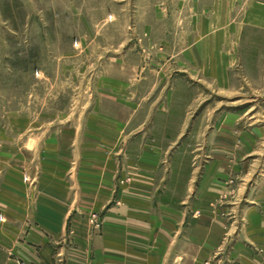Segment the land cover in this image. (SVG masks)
<instances>
[{
	"label": "rangeland",
	"instance_id": "obj_1",
	"mask_svg": "<svg viewBox=\"0 0 264 264\" xmlns=\"http://www.w3.org/2000/svg\"><path fill=\"white\" fill-rule=\"evenodd\" d=\"M255 2L223 1L240 38L193 39L217 0H0V165L23 186L18 200L38 198L42 169L63 163L57 148L71 134L81 161L96 143L115 154L117 182L137 179L122 167L157 146L156 194L219 228L209 264H241L235 246L264 262ZM90 223L96 234L100 221Z\"/></svg>",
	"mask_w": 264,
	"mask_h": 264
},
{
	"label": "crops",
	"instance_id": "obj_2",
	"mask_svg": "<svg viewBox=\"0 0 264 264\" xmlns=\"http://www.w3.org/2000/svg\"><path fill=\"white\" fill-rule=\"evenodd\" d=\"M223 1L208 6L214 19L202 15L203 33L193 39H209L208 32L231 39L232 29L240 38L242 26L230 22L232 9ZM255 3L264 11V2ZM257 19L255 26L264 28V17ZM69 136L74 142L61 141L57 148L63 163L42 169L35 201L18 200L23 186L11 173L2 178L0 165V264H209L219 228H211L208 214L180 210L156 194L161 148L146 146L140 163L121 170L138 172L137 179L117 182L114 153L96 143L88 152L93 157L81 161L76 155L82 146L73 147L78 136ZM99 157L100 163L93 160ZM93 217L101 223L96 234L88 225ZM236 247L241 264H264Z\"/></svg>",
	"mask_w": 264,
	"mask_h": 264
},
{
	"label": "built area",
	"instance_id": "obj_3",
	"mask_svg": "<svg viewBox=\"0 0 264 264\" xmlns=\"http://www.w3.org/2000/svg\"><path fill=\"white\" fill-rule=\"evenodd\" d=\"M98 227V225H96ZM20 264H28L27 262L22 261Z\"/></svg>",
	"mask_w": 264,
	"mask_h": 264
}]
</instances>
